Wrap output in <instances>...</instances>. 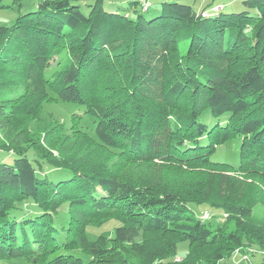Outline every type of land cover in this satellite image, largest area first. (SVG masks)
<instances>
[{
  "label": "trees",
  "instance_id": "16d2710c",
  "mask_svg": "<svg viewBox=\"0 0 264 264\" xmlns=\"http://www.w3.org/2000/svg\"><path fill=\"white\" fill-rule=\"evenodd\" d=\"M24 1L0 26V92L22 93L0 104V149L17 155L0 163V261L264 264V224L250 223L264 204V0L238 13L164 1L149 19V0ZM54 102L79 109L45 119ZM234 140L238 165L213 159Z\"/></svg>",
  "mask_w": 264,
  "mask_h": 264
},
{
  "label": "rangeland",
  "instance_id": "374dc122",
  "mask_svg": "<svg viewBox=\"0 0 264 264\" xmlns=\"http://www.w3.org/2000/svg\"><path fill=\"white\" fill-rule=\"evenodd\" d=\"M44 0H25L23 7L21 9V13H27L28 11H32L37 7V4ZM151 2L152 7L148 12H144V16L149 19L155 15H157L160 11L161 3L164 1H176L178 3L187 4V5H193L195 8V4H193L194 0H149ZM200 1V0H199ZM210 1V0H209ZM221 3H228L230 0H211ZM120 2V1H118ZM92 1H85L81 0L80 5L82 6V9L85 13H88L89 8L87 7L88 4H92ZM129 3V2H128ZM128 3L127 8H128ZM13 0H3V7H0V26H11L16 21L18 15H19V8L12 7ZM123 3L115 4L116 8L120 12H124L126 9L125 5L123 8L121 7ZM132 6V5H131ZM113 4H110L109 2H106L104 5V8L106 10L114 9L112 8ZM139 11H141V8H138ZM244 10L243 7V0H238L236 4L233 7L226 8L223 10L226 13L230 12H241ZM157 13V14H156ZM63 55H57L53 60L51 61V66L49 69H47V76L51 75L52 73L56 72L59 69V63L61 62ZM22 93L17 90H7L4 92H0V104L8 101V100H16L18 97H20ZM78 107L74 104H65L62 102H54V103H47L44 106L43 111V117L45 119H49V116L52 115L55 118L56 122H69L70 117L74 112L78 111ZM43 118V119H44ZM205 122L211 123V117H208V115H205L202 119ZM51 123V122H50ZM83 124L88 128L90 132H93L95 124L93 123L92 118L86 117L83 121ZM48 122L42 121L40 123H36L35 125H32V131L35 133L36 136L40 135V132L45 130L48 127ZM3 137V133L0 131V139ZM240 140H234L230 141L227 144L220 146L216 154L214 155L213 159L217 161L227 162L232 165H238L240 163V154H239V147H240ZM58 146H68L66 143L60 142ZM17 158V155L13 152H7L0 149V163H7L12 164L14 160ZM198 217L201 221H210L209 224L212 226L214 225H221L223 222L226 221V217L220 210L211 209L208 206H200L195 208ZM206 213H210V217L208 219H204V215ZM256 224H264V204H259L255 206L252 210L251 215V221ZM119 226V223L117 221H112L108 224H106L103 227L93 228L90 227L88 230V237L91 240L96 239L99 233L104 231H111L113 228ZM254 252V250L252 249ZM188 253V244L182 243L179 245V253L176 256V261L180 262L183 260V258ZM264 256V252L261 251V253ZM260 256V255H259ZM256 260L258 258H255ZM0 264H36L35 258H31L30 260L27 259H15L10 261H0Z\"/></svg>",
  "mask_w": 264,
  "mask_h": 264
},
{
  "label": "crops",
  "instance_id": "0c3cea01",
  "mask_svg": "<svg viewBox=\"0 0 264 264\" xmlns=\"http://www.w3.org/2000/svg\"><path fill=\"white\" fill-rule=\"evenodd\" d=\"M238 0H230L228 3H221V2H216V1H209V0H194L193 4L197 6L195 8L198 12L204 11L205 9L211 10L212 6L216 5H222L224 6V10L229 7H233Z\"/></svg>",
  "mask_w": 264,
  "mask_h": 264
},
{
  "label": "built area",
  "instance_id": "2783aa9c",
  "mask_svg": "<svg viewBox=\"0 0 264 264\" xmlns=\"http://www.w3.org/2000/svg\"><path fill=\"white\" fill-rule=\"evenodd\" d=\"M143 6H144V10H146L147 9V7L149 6V4H148V2H146V1H143ZM222 8H223V6L222 5H219V6H216L215 8H214V10L215 11H220V10H222ZM210 217V213H206L205 215H204V219H208ZM244 259H246V258H244Z\"/></svg>",
  "mask_w": 264,
  "mask_h": 264
}]
</instances>
